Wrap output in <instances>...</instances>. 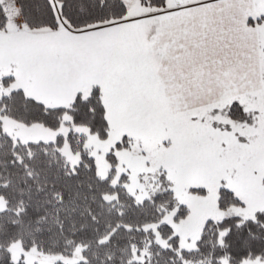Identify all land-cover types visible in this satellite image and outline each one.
I'll use <instances>...</instances> for the list:
<instances>
[{
  "label": "rangeland",
  "instance_id": "rangeland-1",
  "mask_svg": "<svg viewBox=\"0 0 264 264\" xmlns=\"http://www.w3.org/2000/svg\"><path fill=\"white\" fill-rule=\"evenodd\" d=\"M0 1L7 12L6 21L0 23V97L23 88L48 106H67L77 92L87 96L93 85H100L108 136L100 138L82 126L76 127L77 135L84 138V147L95 156L102 177L109 172L108 153L125 136L132 138L130 147L115 149L119 165L114 182L126 175L125 185L138 200L159 191L162 186L157 174L166 173L172 182L167 189H173L190 211L178 221H174V214L165 217L177 225L183 245L194 243L207 219L230 215L250 218L257 209H264V0H253L255 12L262 17L253 29L261 48L262 84L249 94L239 87L227 88L229 83L224 81L211 82L209 88L188 87L186 75L181 73L186 66H180L187 60L161 56L157 53L160 50L150 49L159 32L169 29L167 34L173 33L172 23L163 28L161 23L167 18L163 19L160 9L141 0H125L128 12L119 21L72 28L74 31L63 20L56 28L30 29L17 0ZM193 1L167 0L165 8ZM166 13L171 20L179 15L172 9ZM228 26L235 29L229 22L225 30ZM229 34L212 43V62H223L235 70L253 69L256 59L250 51L241 56L237 49H226L231 44ZM11 75V83L2 80ZM234 99L245 104L250 112L248 121L226 109ZM0 123L3 130L24 143L53 141L58 133L66 135L69 131L64 124L52 130L1 113ZM60 151L72 168L79 163L80 154L73 151L66 136ZM222 186L233 190L243 204L220 209L217 198ZM201 187L207 192L192 190ZM5 207L0 194V211ZM81 249L78 247L77 254L69 259L37 249L25 252L20 243L11 251L15 261L23 257L26 264H56L57 259L73 264L81 259ZM225 261L229 264L226 257L223 264Z\"/></svg>",
  "mask_w": 264,
  "mask_h": 264
},
{
  "label": "trees",
  "instance_id": "trees-1",
  "mask_svg": "<svg viewBox=\"0 0 264 264\" xmlns=\"http://www.w3.org/2000/svg\"><path fill=\"white\" fill-rule=\"evenodd\" d=\"M141 3L165 10L167 0ZM17 4L30 29L56 28L62 20L71 28H84L119 21L128 12L125 0H17ZM6 18L4 2L0 1V23ZM2 80L11 83L14 75ZM244 107L241 100L234 99L226 109L247 120L250 112ZM0 113L52 130L63 124L69 126L67 134L58 133L56 140L24 143L3 130L0 123V194L6 203L0 211V264H26L23 257L13 259L15 243H20L25 252L37 249L65 259L74 257L82 247L81 259L73 264H223L225 257L229 264H238L246 258L249 247L253 256L264 254L261 242L242 243L248 236L247 229L234 228L243 219L238 215L207 219L194 243L183 245L177 225L165 217L174 214V221H178L190 211L173 189H167L172 182L165 172L157 174L160 190L143 200L128 190L126 175L114 182L119 165L115 149L130 147V137L115 144L107 155L108 175H99L95 156L84 147V138L77 135L76 127H88L100 138L108 136L109 121L100 85H93L87 96L77 92L67 106H48L23 88H16L0 97ZM65 136L73 151L80 154L74 168L60 151ZM192 190L207 192L204 187ZM217 204L220 209H228L243 202L233 190L222 186ZM262 215L264 209H257L253 216L259 220ZM13 221H21L24 227ZM229 227L233 228L232 237L221 247L218 233ZM247 227L264 238L255 225ZM56 264L69 263L57 259Z\"/></svg>",
  "mask_w": 264,
  "mask_h": 264
},
{
  "label": "crops",
  "instance_id": "crops-1",
  "mask_svg": "<svg viewBox=\"0 0 264 264\" xmlns=\"http://www.w3.org/2000/svg\"><path fill=\"white\" fill-rule=\"evenodd\" d=\"M170 9L173 13L179 14L172 20L166 13V10ZM166 10L165 12L158 10L163 19L164 17L167 18L161 24L165 28L172 23L173 33L167 34L169 29L167 32L160 30L161 32L157 35L156 41L150 49L155 47V50H160L156 52L161 56L186 59L185 65L181 64L180 66H186L181 69V73L186 75L188 87L209 88L211 82L224 81V83H229L226 85L227 88L239 87L245 94L261 87L262 79L259 73L261 48L253 30L259 23V17L255 12L253 0H196L183 5H175ZM229 22L235 29L228 26L225 30L226 24ZM177 28H181V31L185 29V32H180ZM229 32L231 34H229L230 38L228 39L231 44L229 47L226 46V49L228 51L238 50V52H242L241 56L250 51L256 59L253 69L235 70L226 68L223 62L221 64L212 62L211 55L214 52L212 43L221 40L223 34L226 37ZM232 41L235 45L232 44ZM219 49L225 51L222 48ZM157 53L155 54L157 55ZM189 57H191L190 60H188Z\"/></svg>",
  "mask_w": 264,
  "mask_h": 264
},
{
  "label": "snow or ice",
  "instance_id": "snow-or-ice-1",
  "mask_svg": "<svg viewBox=\"0 0 264 264\" xmlns=\"http://www.w3.org/2000/svg\"><path fill=\"white\" fill-rule=\"evenodd\" d=\"M43 219V218H41ZM222 222V221H221ZM14 224H19L22 228L24 227L23 223L21 221H13ZM251 224V225H255L256 228H258L261 233H264V215L261 216V218L258 220L255 216L249 218V217H244L241 221H239L238 223H236L234 225V228L237 231L243 230V229H247V236L248 239L242 241V243L244 244H248L249 241L252 242H261V244H264V238H262L261 236L256 235L251 228H248L247 226ZM232 233H233V228L229 227L221 232L218 233L219 236V244L221 247H225V241L229 240L232 237ZM254 246V243L253 245ZM225 264H227V261H225ZM238 264H264V254H259V255H255L253 256V252L251 251V247H249V249L247 250V255L246 258L240 260L238 262Z\"/></svg>",
  "mask_w": 264,
  "mask_h": 264
}]
</instances>
